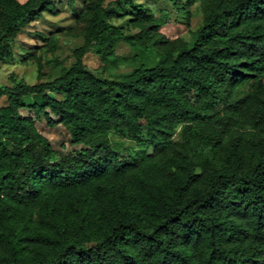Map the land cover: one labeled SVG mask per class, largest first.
I'll return each mask as SVG.
<instances>
[{"label": "trees", "instance_id": "trees-1", "mask_svg": "<svg viewBox=\"0 0 264 264\" xmlns=\"http://www.w3.org/2000/svg\"><path fill=\"white\" fill-rule=\"evenodd\" d=\"M49 2L0 0V63ZM198 2L210 11L190 48L104 81L83 59L117 65L124 36L93 0L73 64L0 93V264H264V0H184L186 10ZM126 40L153 43L146 30ZM28 99L33 118H21ZM49 115L79 152L56 158L35 127L52 126ZM112 134L139 153L120 161Z\"/></svg>", "mask_w": 264, "mask_h": 264}, {"label": "rangeland", "instance_id": "rangeland-1", "mask_svg": "<svg viewBox=\"0 0 264 264\" xmlns=\"http://www.w3.org/2000/svg\"><path fill=\"white\" fill-rule=\"evenodd\" d=\"M15 1L19 4L26 2ZM92 1L50 0L43 13L20 28L9 40V58L0 63V93L12 91L19 85L50 83L59 77L63 69L69 68L74 62L73 52L83 44ZM102 4L104 9L109 6L103 14L104 20L119 29L124 36L114 48L120 60L117 65H102L92 52L83 59L86 71L104 81H120L141 66L153 68L161 62L166 49L173 48L176 53L179 49L190 48L210 11L208 4L202 2L194 3L186 10L184 0H177L182 9L180 13L175 11L170 0H102ZM132 5L140 7L145 17L139 16ZM5 18H8V12L0 10V21ZM158 20L161 27L157 31L155 22ZM141 30H146L151 36L153 43L149 49L131 47L126 40ZM52 97L59 98L55 94ZM261 100L264 103V96ZM23 103L27 107L19 111V116L33 118L28 108L30 99ZM5 106L6 97L2 95L0 109ZM49 118L53 122L52 126L40 118L35 122V127L48 140L56 158L79 152L81 147L71 145L69 134L60 124L59 118L53 115H49ZM109 145L110 151L120 161L134 158L139 153L134 144L116 134L110 136ZM151 152L149 150L148 154Z\"/></svg>", "mask_w": 264, "mask_h": 264}]
</instances>
